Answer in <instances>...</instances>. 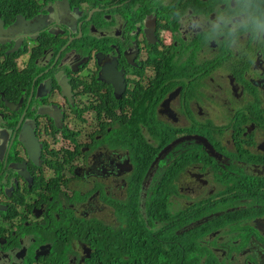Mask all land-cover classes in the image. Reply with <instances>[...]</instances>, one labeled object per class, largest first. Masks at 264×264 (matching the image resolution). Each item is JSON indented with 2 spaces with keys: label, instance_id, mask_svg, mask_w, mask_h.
<instances>
[{
  "label": "flooded vegetation",
  "instance_id": "af4514ba",
  "mask_svg": "<svg viewBox=\"0 0 264 264\" xmlns=\"http://www.w3.org/2000/svg\"><path fill=\"white\" fill-rule=\"evenodd\" d=\"M37 5L0 10V264H264V51L210 0Z\"/></svg>",
  "mask_w": 264,
  "mask_h": 264
},
{
  "label": "clouds",
  "instance_id": "9594fccd",
  "mask_svg": "<svg viewBox=\"0 0 264 264\" xmlns=\"http://www.w3.org/2000/svg\"><path fill=\"white\" fill-rule=\"evenodd\" d=\"M204 30L205 43L218 42L231 49L242 40L264 51V0H210V9L189 20Z\"/></svg>",
  "mask_w": 264,
  "mask_h": 264
},
{
  "label": "trees",
  "instance_id": "16d2710c",
  "mask_svg": "<svg viewBox=\"0 0 264 264\" xmlns=\"http://www.w3.org/2000/svg\"><path fill=\"white\" fill-rule=\"evenodd\" d=\"M38 0H0V10L5 11L11 14V11L19 10L25 12L29 8L30 11H33L37 5ZM23 9V10H22ZM153 237L147 235L146 233L141 236L139 233L129 234V242L125 247L127 256L132 259H141L144 258L147 260L145 264H154V259L160 257L159 246L152 241Z\"/></svg>",
  "mask_w": 264,
  "mask_h": 264
},
{
  "label": "water",
  "instance_id": "95a60500",
  "mask_svg": "<svg viewBox=\"0 0 264 264\" xmlns=\"http://www.w3.org/2000/svg\"><path fill=\"white\" fill-rule=\"evenodd\" d=\"M65 2H67V0H64V3ZM1 15V14H0ZM20 18H22V17H20ZM37 19H40V18H37ZM8 34H10V31L9 30H5V27H4V25H3V21H2V19H1V17H0V35H8ZM0 42H2V41H0ZM17 50V48L14 50V52Z\"/></svg>",
  "mask_w": 264,
  "mask_h": 264
}]
</instances>
